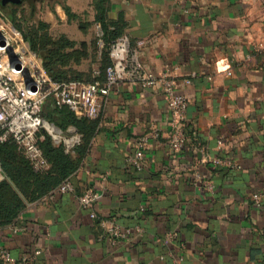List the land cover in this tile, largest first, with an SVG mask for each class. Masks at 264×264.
Instances as JSON below:
<instances>
[{
	"label": "crops",
	"instance_id": "1",
	"mask_svg": "<svg viewBox=\"0 0 264 264\" xmlns=\"http://www.w3.org/2000/svg\"><path fill=\"white\" fill-rule=\"evenodd\" d=\"M41 1L54 36L92 44L99 5L123 35L145 40V65L175 77L189 101L188 141L170 150L171 113L159 90L115 86L72 177L77 196L56 190L29 205L0 228V248L16 264L25 256L31 264H264V0H7L5 7L35 14ZM57 23L78 25L56 34ZM84 63L98 74V61ZM144 137L138 169L130 159ZM88 189L99 193L92 210L78 198ZM102 220L131 233L115 238Z\"/></svg>",
	"mask_w": 264,
	"mask_h": 264
},
{
	"label": "built area",
	"instance_id": "2",
	"mask_svg": "<svg viewBox=\"0 0 264 264\" xmlns=\"http://www.w3.org/2000/svg\"><path fill=\"white\" fill-rule=\"evenodd\" d=\"M94 28L100 55L106 47L105 30L99 21L95 22ZM145 47V40L133 42L130 37L123 35L110 44L111 64L106 69L104 82L57 81L48 75L41 61L32 53L23 33L0 12V141L11 138L36 170H46L49 163L39 146V140L43 139V136H39L42 130L56 144L64 143L67 152H73L82 139L75 128L63 131L45 119L43 109L47 101L51 99L55 107H69L80 117L95 120L101 115L102 101L115 86L133 84L154 88L162 93L172 121L168 145L173 152L181 150L188 141L186 121L189 101L177 93L175 77L156 73L145 65ZM147 142V138H142L138 151L130 159L138 169L144 168ZM215 164L237 168L232 160L227 159H217ZM0 178H3L1 162ZM204 185L210 191L214 189L211 183ZM58 191L77 196L71 178L65 180ZM78 198L83 207L92 210L99 199V193L88 189ZM251 198L257 206L262 205L260 193H254ZM91 216L97 217L94 210ZM101 223L115 238H124L131 233V230H123L113 221L102 220ZM175 236L170 235V239ZM0 258L7 264L17 263L5 248H0ZM32 259L25 256L20 264H31Z\"/></svg>",
	"mask_w": 264,
	"mask_h": 264
},
{
	"label": "trees",
	"instance_id": "3",
	"mask_svg": "<svg viewBox=\"0 0 264 264\" xmlns=\"http://www.w3.org/2000/svg\"><path fill=\"white\" fill-rule=\"evenodd\" d=\"M6 3L7 0H0V8L4 11H7ZM63 6L70 20L77 18L67 5ZM97 6L99 11L97 21L105 30L106 42V47L100 55L97 41L94 40L90 45L86 42L78 44L65 35L54 36L51 33V26L43 20L36 19L34 13L18 21L17 11H13L11 15H6L2 9L0 12L23 33L31 51L42 60L50 77L63 82L90 83L96 80L105 81L106 69L111 64L110 44L123 36V26L118 22L107 21L102 8ZM91 57L93 61H98V74L92 67L80 69V65ZM43 115L48 122L63 131L70 127L75 128L82 136L81 142L73 152H67L64 144H56L53 138L42 130L39 136H43V139L39 140V146L49 163V168L39 171L11 138L4 142L0 141L3 175V178H0V228L14 224L29 205L58 190L65 180L72 179L87 157L91 142L99 128V118L92 120L80 117L69 107H55L51 99L45 104ZM75 188L78 192L76 184Z\"/></svg>",
	"mask_w": 264,
	"mask_h": 264
},
{
	"label": "rangeland",
	"instance_id": "4",
	"mask_svg": "<svg viewBox=\"0 0 264 264\" xmlns=\"http://www.w3.org/2000/svg\"><path fill=\"white\" fill-rule=\"evenodd\" d=\"M15 9L16 8H12L11 6H8L7 8H6V10L7 11H5L4 13L6 14V15H11L12 14V12L13 11H15ZM21 10H24V9H22L21 8ZM47 11H49V3L48 2H45V4L44 3H42V1L38 4V6H37V8H36V12H35V18L36 19H40V20H45V21H47V17H48V15H47ZM24 12H21V13H17L18 14V21H20V19L22 18V17H24V15H30L31 14V11L30 10H25V13L23 14ZM83 15V14H82ZM81 22H82V19H81ZM84 22L86 23V21H85V19H84V21L82 22L83 24H84ZM78 24L77 23H71V24H69V26H65V24H63V23H57L56 24V26H54V28H53V31H54V33H56V34H58V33H60V32H62V31H64L65 29H68V30H75V28H76V26H77ZM91 29H92V32L94 33V31H93V25H92V27H91ZM94 40L95 41H97L96 40V38H95V35H94ZM92 47V49H94L93 48V45H91ZM92 49H90V50H92ZM40 61H41V63H42V60L34 53V52H32ZM42 65H43V63H42ZM44 67V66H43ZM86 67V64L85 63H83L82 65H80V69H84V70H86V69H88V68H85ZM45 69V68H44ZM55 142V141H54ZM64 144V143H63Z\"/></svg>",
	"mask_w": 264,
	"mask_h": 264
},
{
	"label": "flooded vegetation",
	"instance_id": "5",
	"mask_svg": "<svg viewBox=\"0 0 264 264\" xmlns=\"http://www.w3.org/2000/svg\"><path fill=\"white\" fill-rule=\"evenodd\" d=\"M22 1L24 2V1H28V0H22ZM8 6H11V4H9ZM11 7H13V6H11Z\"/></svg>",
	"mask_w": 264,
	"mask_h": 264
},
{
	"label": "water",
	"instance_id": "6",
	"mask_svg": "<svg viewBox=\"0 0 264 264\" xmlns=\"http://www.w3.org/2000/svg\"><path fill=\"white\" fill-rule=\"evenodd\" d=\"M13 1H15V0H13Z\"/></svg>",
	"mask_w": 264,
	"mask_h": 264
}]
</instances>
